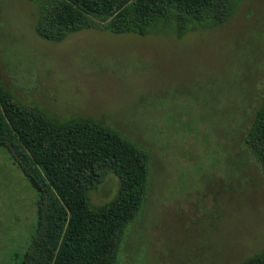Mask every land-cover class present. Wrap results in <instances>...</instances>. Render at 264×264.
Here are the masks:
<instances>
[{
    "label": "rangeland",
    "instance_id": "1",
    "mask_svg": "<svg viewBox=\"0 0 264 264\" xmlns=\"http://www.w3.org/2000/svg\"><path fill=\"white\" fill-rule=\"evenodd\" d=\"M30 0L0 2V80L26 106L119 130L151 156L146 201L118 264H240L264 250V175L244 138L264 97V0L223 25L178 38L84 29L36 32ZM108 173L90 193L118 194ZM37 194L0 148V264H15L37 221Z\"/></svg>",
    "mask_w": 264,
    "mask_h": 264
},
{
    "label": "trees",
    "instance_id": "2",
    "mask_svg": "<svg viewBox=\"0 0 264 264\" xmlns=\"http://www.w3.org/2000/svg\"><path fill=\"white\" fill-rule=\"evenodd\" d=\"M38 7L37 34L61 42L94 29L146 36L159 27L178 38L225 24L243 0H30ZM1 2V0H0ZM244 143L264 175V97ZM0 148L37 194V221L15 264H118L128 226L146 201L150 153L119 130L89 118L59 119L26 106L0 80ZM120 180L109 203L90 193L108 173ZM240 264H264V250Z\"/></svg>",
    "mask_w": 264,
    "mask_h": 264
}]
</instances>
